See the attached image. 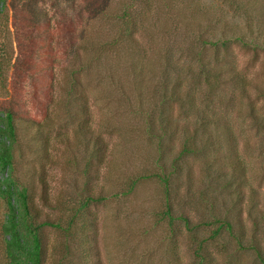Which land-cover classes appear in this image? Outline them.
<instances>
[{"label":"rangeland","instance_id":"rangeland-1","mask_svg":"<svg viewBox=\"0 0 264 264\" xmlns=\"http://www.w3.org/2000/svg\"><path fill=\"white\" fill-rule=\"evenodd\" d=\"M8 1L9 29L6 23L4 31L15 50L14 57H24V31H30L28 35L32 34L36 42L29 58L42 73L39 71L41 76L36 82L30 77L20 79L11 71L9 93L0 96V103H14L21 92L31 117L42 123L41 129L29 130L22 142L29 152L22 167L35 165L37 175L42 168L47 171L49 205L41 198L42 186L36 180L42 220L47 215L65 223L73 218L89 180L88 149L75 134L73 103L65 101L63 107L57 106L64 68H78L76 52L83 53L82 48L71 44L69 28L75 27L76 36L80 37L86 28L93 27L92 31L98 32L104 42L120 34L126 37L130 31L139 39L138 49L122 43L113 48V59L104 61L106 69L113 64L120 77H130L133 101L128 106V99H122V105H118L119 131L112 136L104 134L109 143L108 161L98 165L96 178L91 182L95 196L101 195L105 187L107 198L91 203L88 213L79 214L70 236L45 226L46 264H200V255L203 264H264L256 249L258 245L264 253V31L258 25L257 13L264 10V0ZM37 8L50 17L53 40L28 29ZM148 26L156 31L155 53L162 56L166 47L171 49L173 59L171 67L167 66V77L163 58L149 74L147 68L142 69L147 77H138L130 69L139 56L146 58L144 51L148 59ZM49 46L53 50L52 61L47 57ZM51 66L55 67L53 78L47 74ZM232 66L236 74L247 80L246 89L242 82L231 80ZM220 68L223 76L216 84L214 73ZM140 69L141 66L136 72ZM97 74L98 69L91 77L96 78ZM179 76L184 78V92L195 87L197 106L195 110H185L182 105H175L176 117L181 121L175 149L170 151L167 147L171 133L160 129V107L165 99L163 89L171 91ZM137 81L144 86L141 98L135 88ZM100 82L104 96H111L105 85L109 79ZM52 87L55 101L50 99ZM187 104L184 101L185 108ZM90 106L91 125L97 129L100 107L93 98ZM151 118L159 128L157 136L150 132ZM226 126L231 135L226 134ZM219 133L231 140L221 141L225 136ZM190 136L195 140V152L189 154L185 164L177 156ZM41 140L47 141L46 147ZM68 141L72 148L67 146ZM161 147L170 152L162 156ZM45 149L49 161L39 157ZM234 149L247 166L248 181L239 189L228 185L227 175L221 176L206 166L214 156L223 161L232 159ZM36 156L46 163L41 164ZM160 158L170 178V193L158 177H143L161 171ZM175 159H179V164ZM190 167L193 176H189ZM106 173L110 174L109 179ZM133 180L139 181L130 191ZM251 189L257 190L255 197ZM168 205L172 208L169 216L164 214ZM186 217L190 224L185 222ZM91 218L96 222L100 261L92 252L88 254L81 234L83 223ZM216 218L229 219L232 229L219 228Z\"/></svg>","mask_w":264,"mask_h":264},{"label":"trees","instance_id":"trees-1","mask_svg":"<svg viewBox=\"0 0 264 264\" xmlns=\"http://www.w3.org/2000/svg\"><path fill=\"white\" fill-rule=\"evenodd\" d=\"M257 0H248V2H256ZM9 1L0 0V96L3 93L8 92V78L9 73L18 75L20 79H25V77H30L37 82V76L39 74L38 66L35 61H31L29 58L31 56L30 50H32L35 45V37L32 34L28 35V29L36 30L44 35L43 37H48L54 39V34L51 33L52 21L50 17L46 16V13H40L39 8L33 10L34 15H32V21L29 23L30 26L24 31V41L23 51L24 57L21 58L17 56L14 57L15 50L11 48L8 40L5 37L4 25L7 23V31L9 29ZM246 5V4H245ZM258 13V25L260 30L264 31V10H259ZM43 18V19H42ZM43 21V22H42ZM149 22V20H148ZM131 24V23H128ZM133 25H136L135 23ZM15 29V28H14ZM85 33L82 36L77 37L75 27L71 25L69 28L68 35L70 37V42L73 45H78L82 48L83 53L80 51L76 52L77 59L79 60V67H67L64 68V80L63 86L61 88L62 94L58 99V107H63V102L66 101L68 104L70 101L73 103V113L72 122L75 127V134L77 137H81L85 146L88 149V164L86 169V175L89 176V180L86 183L85 191L83 194L81 206L76 210L73 218H70L66 223L62 220H53L50 215H47L44 220L41 219V210L37 205L36 200V180L41 183L42 192L41 198L48 204L51 201L49 194V183L47 171L42 168L37 175V170L35 165H29L27 168H23L22 160L27 156V152L23 146L22 142L25 139V135L30 134L29 130L32 128L41 129L42 123L37 122L36 119L32 118L29 114V109H27L26 104L23 102L22 93L19 92L18 96L13 100L14 103L10 102L8 105H3L0 103V264H46V247L44 240V228L45 226H53L60 232L64 233L66 236L74 234L73 225L76 218L81 212H89L91 203L105 200L107 196L105 193L107 188H102L101 195L95 196L91 182L93 178H96L97 167L101 163H107L109 143L104 138V134H116L119 131V124L117 121L118 117V105H122V99L126 101L128 99V106L132 105V92L130 91V77H120L118 71L114 69L113 64H109V69H106L104 61H109L113 59V48L115 49L117 45L122 43L127 44L132 49H138L139 39L133 32L124 37L120 34L117 38L111 40L110 42H104L100 37L98 32H93V27H88L85 29ZM90 30V32H89ZM11 32V30H10ZM19 32V31H18ZM148 33H151L150 43L151 48L149 50L148 59L147 54L144 51L143 58L139 56V60L130 64V68L138 77H147V72L142 69L147 68L148 74L154 70L155 64L162 62V58L166 60L167 66L171 67V62L173 55L171 54V49L166 47L163 55L160 56L155 53L154 46L156 41V31L153 30L152 26H148ZM19 35V33H17ZM21 41V40H20ZM10 45V46H9ZM48 54V59L52 61L54 59L53 50ZM131 52V51H130ZM115 57L117 55L115 54ZM15 58V61H14ZM108 63V62H107ZM165 63L163 66H165ZM141 69L136 72L138 67ZM54 66L47 68V74L54 77ZM98 69L97 77L92 78L91 74H96ZM233 74L231 73V80L239 81L243 83V88L246 89L248 86L246 84L245 78H242L236 74L235 67L232 66ZM117 71V72H116ZM166 77L168 76V68L165 71ZM42 73V72H41ZM141 75V76H140ZM215 75V80L219 81L222 79L223 70L220 68ZM93 76V75H92ZM91 77V78H89ZM106 78L109 79L108 83L105 85L109 88V92L112 96H104L102 92L100 80ZM135 78H137L135 76ZM97 82V84H92V80ZM184 78L179 76V80L174 84L171 91L167 88L163 89V99L161 108V131L165 133H171L170 141L168 143V149L173 151L175 149L174 142L176 141L178 130L180 129V117H176V104L182 105L185 110H192L196 108L197 104L194 101L195 87L184 92ZM245 80V82H244ZM218 81L216 84H218ZM92 82V83H91ZM52 86V85H51ZM136 92L138 98L143 97V83L137 81L135 84ZM118 96V94H120ZM55 89L52 87V94L50 99L55 101ZM261 93L264 95V88H261ZM93 98L95 103L100 107V120L97 129L92 128V114L90 101ZM64 100V101H63ZM123 101V103H124ZM184 101L188 102L187 108L184 106ZM68 102V103H67ZM62 103V104H61ZM64 104V106H66ZM23 125L25 126L23 129ZM221 126V124H218ZM150 132L159 135L155 119H150ZM228 131L226 134L231 135L230 127L226 126ZM220 129V128H219ZM24 130V131H23ZM22 135V136H21ZM219 136H225L221 138V141H230L225 134L219 133ZM43 146L46 147L47 141L41 140ZM33 143V140H32ZM163 143V142H161ZM194 143L195 140L190 136L184 142L183 147L179 150L177 158H182L184 163H188V156L194 153ZM164 145V144H162ZM67 146L72 148L73 144L68 141ZM163 155L165 156L167 152L163 147ZM238 152L234 149V154L232 159L228 161H223L214 156V159L207 161L206 166L213 168L217 171L219 175H227L229 177L228 185H235L236 187L242 188L245 183H247V166L244 160L237 154ZM49 161L50 156L47 154L46 149L41 152L39 157ZM36 156L35 159H39L41 164L46 162L41 160ZM179 159H175L178 163ZM161 160V158H160ZM43 161V162H42ZM163 159L160 161L159 171H153L150 174H144L143 177H158L166 186L167 192L169 191L170 178L167 174L165 164H162ZM48 163V162H47ZM179 164V163H178ZM108 179L110 177L109 173H106ZM189 176H193L192 167L189 168ZM139 180H133L130 191H132ZM252 193L257 195V190H252ZM257 192V193H256ZM49 205V204H48ZM253 207H256V200H252ZM171 207L168 205L167 209L164 210V214L168 216L171 215ZM187 224L191 223V220L186 217L184 218ZM219 222V228L226 227L228 230L232 229V225L227 218H216ZM91 226V229L89 228ZM96 222L91 218L83 223L81 228V234L83 235V240L86 243L85 248H89L88 254L91 252L95 255L96 260L100 261L98 255V239L96 230ZM74 236V235H73ZM91 241V243H90ZM90 243V244H89ZM257 245V244H256ZM203 247V246H202ZM257 253H259L260 258L264 263V253H262L260 246H256ZM87 254V255H88ZM90 256V255H89ZM200 264H203V256L200 255Z\"/></svg>","mask_w":264,"mask_h":264}]
</instances>
